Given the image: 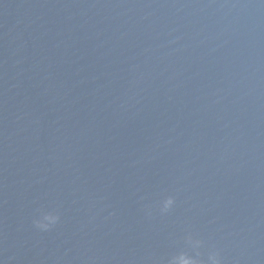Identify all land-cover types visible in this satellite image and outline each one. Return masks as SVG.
<instances>
[{"label": "water", "instance_id": "obj_1", "mask_svg": "<svg viewBox=\"0 0 264 264\" xmlns=\"http://www.w3.org/2000/svg\"><path fill=\"white\" fill-rule=\"evenodd\" d=\"M197 251L264 264V0H0V264Z\"/></svg>", "mask_w": 264, "mask_h": 264}, {"label": "clouds", "instance_id": "obj_2", "mask_svg": "<svg viewBox=\"0 0 264 264\" xmlns=\"http://www.w3.org/2000/svg\"><path fill=\"white\" fill-rule=\"evenodd\" d=\"M176 200L174 196H168L162 201L160 211L162 213L169 212L175 205ZM60 221V215L57 212H42L35 220L34 225L42 231H48L53 228ZM189 242L195 249H200L203 241L199 239L189 238ZM201 253L196 252L195 255H190L187 252H181L178 257H174L169 264H222L221 257L218 252H210L207 260L200 258Z\"/></svg>", "mask_w": 264, "mask_h": 264}]
</instances>
